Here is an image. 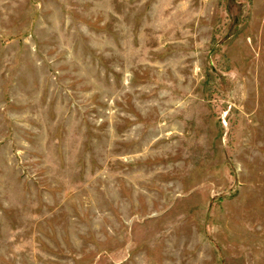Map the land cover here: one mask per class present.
I'll return each mask as SVG.
<instances>
[{
  "label": "rangeland",
  "instance_id": "1",
  "mask_svg": "<svg viewBox=\"0 0 264 264\" xmlns=\"http://www.w3.org/2000/svg\"><path fill=\"white\" fill-rule=\"evenodd\" d=\"M0 264H264V0H0Z\"/></svg>",
  "mask_w": 264,
  "mask_h": 264
}]
</instances>
